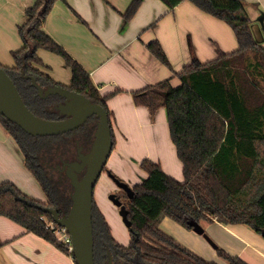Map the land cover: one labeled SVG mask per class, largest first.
<instances>
[{
  "label": "trees",
  "instance_id": "1",
  "mask_svg": "<svg viewBox=\"0 0 264 264\" xmlns=\"http://www.w3.org/2000/svg\"><path fill=\"white\" fill-rule=\"evenodd\" d=\"M59 1L65 0H37L26 10V21L19 26L23 46L12 52L15 65L0 66L6 69L26 105L36 115L49 120L64 119L56 109L62 97L42 98L34 80L44 89L62 86L85 95L105 108L112 125L114 114L107 100L121 90L102 95L89 72L44 30L48 15ZM162 1L169 10L189 1L224 21L234 31L238 49L231 53L218 49L217 57L206 63L193 60L176 73L182 83L179 87H173L171 79H166L132 92L136 106L148 108L152 117L161 108L166 110L184 180L172 178L159 163L150 159L141 163L147 178L132 187L134 197L130 199L123 190L116 195L131 222L127 227L128 246L113 237L94 198L95 264H217L166 233L161 228L165 218L188 230H193L190 222L245 225L260 235L264 230V46L254 36L248 5L245 0ZM141 2L133 1L124 14L126 20L136 15ZM147 48L161 63L172 67L158 40L150 42ZM39 50L64 60L72 73L69 85L52 78L48 72L50 67L38 55ZM95 120L86 135L89 144L94 141L98 118ZM0 121L16 141L26 167L46 195V200L40 201L22 192L14 183L2 182L0 216L74 258L68 245L57 238L51 227L55 222L49 211L55 210L60 218L69 214L73 186L67 176L52 179L48 176L42 165V154L51 153L60 138L67 139L64 144L67 147L76 131L54 137H33L5 117L0 116ZM112 132L115 147L113 125ZM104 171L108 169L105 167ZM122 199L128 202L124 204ZM217 252L227 264H248L220 247Z\"/></svg>",
  "mask_w": 264,
  "mask_h": 264
},
{
  "label": "crops",
  "instance_id": "2",
  "mask_svg": "<svg viewBox=\"0 0 264 264\" xmlns=\"http://www.w3.org/2000/svg\"><path fill=\"white\" fill-rule=\"evenodd\" d=\"M36 1L0 0V61H3L6 46L12 49L19 47L15 51L22 48V39L21 44L12 45V36L17 32L20 37L19 26L26 21V10ZM133 1H59L48 15L44 30L89 72L102 95L121 90L107 100L114 114L112 125L115 136L108 168L130 180L131 184H139L147 178L140 165L145 159H150L159 163L166 174L183 181V165L170 138L165 109L161 108L152 117L148 108L136 106L132 92L166 79H171L173 87H179L182 83L176 73L184 66L195 59L202 63L214 60L218 49L234 52L238 49V42L227 23L189 1L169 10L162 0H142L136 15L126 20L124 14ZM245 1L253 21L254 36L264 46V0ZM154 40L161 43L171 68L161 63L147 48ZM39 56L50 67L48 72L52 78L64 84L53 68L55 59L45 53ZM61 63L68 68L63 59ZM71 79L72 73L68 84L64 85H69ZM6 181L14 183L32 198L35 192L40 194L38 183L26 167L20 148L0 121V183ZM104 212L111 233L118 241L110 224L113 216L110 211ZM120 216L116 214V218L124 224ZM202 226L215 237L221 234V245L232 256L240 257L248 264H264V237L248 226H225L219 222ZM161 228L202 258L209 255L207 251H201L202 247L190 246L180 240L182 236L192 237L193 230L170 218L162 221ZM118 242L124 246L130 243L127 240ZM0 264L76 263L72 256L53 244L0 216Z\"/></svg>",
  "mask_w": 264,
  "mask_h": 264
},
{
  "label": "water",
  "instance_id": "3",
  "mask_svg": "<svg viewBox=\"0 0 264 264\" xmlns=\"http://www.w3.org/2000/svg\"><path fill=\"white\" fill-rule=\"evenodd\" d=\"M42 98L59 95L66 101L56 107L62 120H49L36 115L25 103L15 82L5 68L0 66V116L15 123L25 133L33 137H54L73 132L81 128L91 117L98 118L94 141L88 154L81 155L79 161L69 164L68 177L73 186L72 207L66 217L60 218L55 210H49L54 222L66 228L72 239V253L77 264H95L93 208L94 193L98 181L108 164L113 151L114 141L110 118L102 105L93 103L85 95L68 90L62 86L47 89L37 85ZM118 188L132 199L135 195L132 187L109 173ZM82 175V176H80ZM110 200L121 209L126 227L131 226L128 212L122 202L112 194ZM193 231L203 236L214 249L219 246L208 236L204 227L190 222ZM261 235L264 237V230Z\"/></svg>",
  "mask_w": 264,
  "mask_h": 264
},
{
  "label": "rangeland",
  "instance_id": "4",
  "mask_svg": "<svg viewBox=\"0 0 264 264\" xmlns=\"http://www.w3.org/2000/svg\"><path fill=\"white\" fill-rule=\"evenodd\" d=\"M7 39V38H6ZM14 43L16 44H21V38L19 37V35L16 34L14 36H12V45H14ZM19 47H15V49H18ZM15 49L9 48L8 46H6L3 50V61H0L1 65L4 67H7L8 64H13L14 63V58L12 56V52L11 51H15ZM40 53H45L48 54L49 56H52L55 60L52 63L53 64V68H55V71L57 74H59L61 80L64 82V84H68L67 82H69L70 78H71V70H69L68 68L64 67V63H61V58L51 54L50 52L46 51V50H39L38 55ZM51 58V57H50ZM11 62V63H8ZM15 65V64H14ZM172 65V64H171ZM42 71H44L45 69L43 67H40ZM70 84V83H69ZM166 111V110H165ZM93 122H90L85 129L89 130L91 128V126L93 125ZM78 135V134H76ZM61 136V135H60ZM171 138V136H170ZM57 139V141L54 143L55 148L54 150L49 153V152H43L42 154V165L44 167V169L46 170L48 176H50V178L52 179V177L56 178L57 174L55 172H53L52 170H48V168H45V165L43 163V161H46V164L48 165H57L60 162L55 161V153L56 152H66L67 156H68V152L72 151L69 149H66L65 151V141H67V139L65 140L64 138L61 140ZM173 143V142H172ZM69 150V151H68ZM54 152V153H53ZM67 158V157H66ZM110 165V162H108L106 168L108 169V171H104L102 176L100 177L98 184L95 188V201H96V205L97 208L102 212H109L112 214L113 219H111L112 223H110L115 231V235L118 239V241H126L129 243L130 242V234L128 231V228L125 226V223L123 224L122 222H120L117 218H116V214L117 216L121 215V210L120 208H118L111 200H110V196L111 194L114 195H118L117 193H119L120 188H118L117 184L115 183V181L111 178L109 171L112 172L113 175H115L119 180L127 183L130 187H134L136 184H131L130 180H128L127 178L122 177L121 175H118L116 173H114L113 171H111L108 167ZM138 175H136L137 178ZM38 183V182H37ZM114 184V185H113ZM38 189V193L35 192V197L38 200H42L45 201L46 200V195L43 192L41 186L38 183L37 186ZM120 195V194H119ZM123 203L126 204L128 201L125 199H122ZM115 209V212L114 210ZM104 212V213H105ZM105 215V214H104ZM121 217V216H120ZM122 219V217H121ZM206 224V223H203ZM202 224V225H203ZM206 233L208 234V236L222 249H224V247L221 245V234L218 235L217 237H215V235L209 230L207 229ZM191 235V234H190ZM192 237H185L182 236V242H185V244H188L190 246H200L201 251H207L209 255H206V258L208 261H213V262H217L218 264H226V262L219 256L217 249H214L213 246L201 235H198L197 233H193ZM184 244V243H183ZM129 245V244H128ZM127 245V246H128ZM207 249V250H206ZM200 250V249H199Z\"/></svg>",
  "mask_w": 264,
  "mask_h": 264
},
{
  "label": "flooded vegetation",
  "instance_id": "5",
  "mask_svg": "<svg viewBox=\"0 0 264 264\" xmlns=\"http://www.w3.org/2000/svg\"><path fill=\"white\" fill-rule=\"evenodd\" d=\"M61 99V98H60ZM66 100L64 98H62L61 100H59V105L64 103ZM57 107V106H56ZM95 118H97L96 116L94 117H91L81 128L73 131L75 132L72 136V142L74 143V145H71V143H69V145L67 147H65V151L66 149H69V150H72V151H69L68 152V156L66 154V152H56L55 153V161L57 162H60L59 164L57 165H48L46 164V161H44V165H45V168L48 170H52L53 172H55L57 174V176H67L68 177V171L70 170L69 169V164L70 163H73V162H76V161H79V157L81 155H86L89 153L91 147H92V143L89 144V140H87L86 138V135L91 131L92 127L94 126V124L91 126V128L88 130L85 129V127L90 123V122H93L95 120ZM98 123V121H97ZM78 134V135H76ZM95 134V132H94ZM65 135V134H64ZM54 153V152H53ZM67 157V158H66ZM81 176V175H80ZM69 178V177H68ZM121 190V189H120ZM126 193V192H125Z\"/></svg>",
  "mask_w": 264,
  "mask_h": 264
},
{
  "label": "built area",
  "instance_id": "6",
  "mask_svg": "<svg viewBox=\"0 0 264 264\" xmlns=\"http://www.w3.org/2000/svg\"><path fill=\"white\" fill-rule=\"evenodd\" d=\"M51 227L54 229L57 238L64 244L68 245L69 251L72 252V239L66 228L57 226L55 223H52Z\"/></svg>",
  "mask_w": 264,
  "mask_h": 264
}]
</instances>
